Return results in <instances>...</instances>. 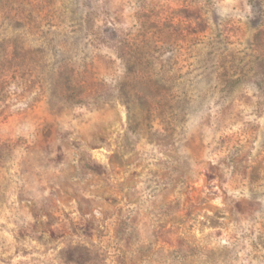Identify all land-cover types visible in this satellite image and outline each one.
Returning a JSON list of instances; mask_svg holds the SVG:
<instances>
[{
    "label": "rangeland",
    "instance_id": "rangeland-1",
    "mask_svg": "<svg viewBox=\"0 0 264 264\" xmlns=\"http://www.w3.org/2000/svg\"><path fill=\"white\" fill-rule=\"evenodd\" d=\"M0 264H264V0H0Z\"/></svg>",
    "mask_w": 264,
    "mask_h": 264
}]
</instances>
